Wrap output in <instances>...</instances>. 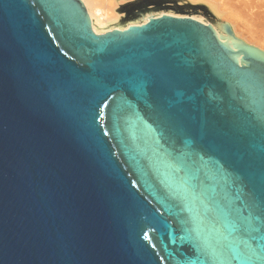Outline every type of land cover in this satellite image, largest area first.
Segmentation results:
<instances>
[{
    "label": "water",
    "instance_id": "water-1",
    "mask_svg": "<svg viewBox=\"0 0 264 264\" xmlns=\"http://www.w3.org/2000/svg\"><path fill=\"white\" fill-rule=\"evenodd\" d=\"M0 264H264V51L0 0Z\"/></svg>",
    "mask_w": 264,
    "mask_h": 264
},
{
    "label": "bare ground",
    "instance_id": "bare-ground-1",
    "mask_svg": "<svg viewBox=\"0 0 264 264\" xmlns=\"http://www.w3.org/2000/svg\"><path fill=\"white\" fill-rule=\"evenodd\" d=\"M90 16L92 28L102 34L114 28L127 29L134 24L147 23V19L165 14L191 17L206 21L211 25L219 39L227 35L235 36L244 42L264 51V0H184L185 3L203 7L215 18V23L200 15H177L172 12H151L142 15L136 23L122 27L116 24L122 20L121 6L126 0H81ZM120 24V23H118Z\"/></svg>",
    "mask_w": 264,
    "mask_h": 264
},
{
    "label": "rangeland",
    "instance_id": "rangeland-1",
    "mask_svg": "<svg viewBox=\"0 0 264 264\" xmlns=\"http://www.w3.org/2000/svg\"><path fill=\"white\" fill-rule=\"evenodd\" d=\"M122 20L116 24L117 27H122L129 23L138 22L142 15L151 12L168 13L172 12L177 15H200L211 23H215V18L203 7L185 3L184 0H126L121 6ZM154 12V13H153Z\"/></svg>",
    "mask_w": 264,
    "mask_h": 264
}]
</instances>
